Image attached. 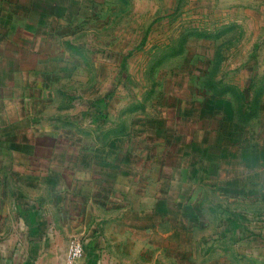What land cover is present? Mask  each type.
Wrapping results in <instances>:
<instances>
[{"label":"rangeland","instance_id":"1","mask_svg":"<svg viewBox=\"0 0 264 264\" xmlns=\"http://www.w3.org/2000/svg\"><path fill=\"white\" fill-rule=\"evenodd\" d=\"M21 203L65 249L264 264V0H0V234Z\"/></svg>","mask_w":264,"mask_h":264},{"label":"crops","instance_id":"2","mask_svg":"<svg viewBox=\"0 0 264 264\" xmlns=\"http://www.w3.org/2000/svg\"><path fill=\"white\" fill-rule=\"evenodd\" d=\"M18 207L20 216L12 230L0 234V264H64L68 237L82 231L79 219L66 225L62 234L47 213L41 221V213H37L40 209L35 213L27 209V204ZM83 241L84 252L76 264H127L103 247V235L90 233Z\"/></svg>","mask_w":264,"mask_h":264},{"label":"built area","instance_id":"3","mask_svg":"<svg viewBox=\"0 0 264 264\" xmlns=\"http://www.w3.org/2000/svg\"><path fill=\"white\" fill-rule=\"evenodd\" d=\"M84 241L80 236L69 239L65 252L64 264H76L77 260L83 255Z\"/></svg>","mask_w":264,"mask_h":264}]
</instances>
